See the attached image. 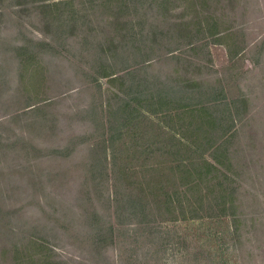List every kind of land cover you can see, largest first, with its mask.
<instances>
[{
    "label": "trees",
    "instance_id": "obj_1",
    "mask_svg": "<svg viewBox=\"0 0 264 264\" xmlns=\"http://www.w3.org/2000/svg\"><path fill=\"white\" fill-rule=\"evenodd\" d=\"M175 1L0 0V17L5 10L16 17L31 14L41 35L36 48L18 44L9 57L3 55L1 113L12 120L24 117L25 128L38 132L54 125L47 108L57 104L55 98L67 97L73 89L91 90L89 104L70 112L82 114L92 137L95 132L101 137L88 144L92 158L82 163L83 178L94 185L95 201L76 198L73 210L66 208L61 218H53L58 235L54 226L2 224L18 217L26 204L20 202L10 211L1 207L12 177L0 166V264H70L54 249L59 233L88 264H147V251L139 247L130 254L115 251L113 224L126 226V232L155 233L162 221L226 218L237 241L242 221L260 223L243 212L249 198L239 177L244 170L264 175V129L248 124L239 96L226 100L218 77L192 75L209 70V44L224 45L229 58L242 45L234 38L232 20L223 24L222 13H216L219 0H182L190 17L173 20ZM259 43L254 48L261 47ZM0 50L7 52L8 47L0 42ZM60 50L77 60L72 71L76 83L54 81L65 72L53 60ZM54 90L58 95L51 101L47 93ZM6 130L0 135V164L11 157L15 168L20 167L12 172L22 176L30 172L27 153L34 154L36 147L24 133ZM74 138L53 152L73 150ZM107 153L111 195L98 187ZM55 174L62 178L65 172ZM8 188L26 191L17 184ZM250 201L259 203L253 193Z\"/></svg>",
    "mask_w": 264,
    "mask_h": 264
},
{
    "label": "rangeland",
    "instance_id": "obj_2",
    "mask_svg": "<svg viewBox=\"0 0 264 264\" xmlns=\"http://www.w3.org/2000/svg\"><path fill=\"white\" fill-rule=\"evenodd\" d=\"M175 3L176 6L170 9L173 20L190 17V11L185 8L182 0H176ZM218 6L216 13L219 15L222 13L220 19L223 24L228 25L232 20L234 38L242 45V50L233 58H229L224 45L209 44L211 59L209 70L192 71V75L209 80L218 77L228 96L226 100L239 96L244 103L242 106L244 105L248 124L251 127L253 124L264 129V0H219ZM3 15H5L3 18L0 17V42L8 47V51L0 50L1 65H3L1 63L3 55L9 57L18 44L34 49L41 36L35 28L38 23L33 15H22L18 18L9 14L8 10H5ZM261 40L262 42L259 43ZM256 43L261 44V47L254 48ZM42 58L45 61L48 59L46 54ZM53 60L57 63V69L65 70L64 75L59 74L61 77L54 81L59 80L60 85H64L67 79H70L71 83H76L77 79L73 82L75 78L72 71L74 65H77V60L70 58V54L64 50H60L59 55ZM254 60H258L257 65L252 64ZM166 68L168 67H163ZM100 82L105 85L103 79ZM6 86L13 87L11 83ZM47 95L57 96V90L48 92ZM90 95L91 90L78 93V90L73 89L67 97L49 98V100L54 98L57 100V104L47 108L50 116L54 117V125L38 132L25 128L24 117L16 120L8 119V115L2 114L0 110V135L5 136L4 133L2 134V129L15 134L22 132L36 147L34 154L27 153L28 170L31 173H23L20 176L12 172L17 162L10 159L11 157L6 163L1 161L3 172H7V177H12V180L5 184L6 192L1 207L10 211L21 204L20 202L26 204L25 208L19 210L18 217L10 221L7 219L8 223L2 221V224L13 227L15 224L22 225L24 221H28L29 226H54L53 230L58 235L60 229L53 218H61L60 213L66 208L73 210L76 198L89 197L95 201L94 185L92 186L89 177L83 178L85 175L82 171V163L92 158L87 153L88 144L101 137L97 136L98 132H95V138L92 137L93 129H90L82 114L73 115L70 112L71 109L89 104ZM5 99L6 96L1 97V101ZM29 120L26 118V122ZM235 129H240L238 122H235ZM72 136L75 137L74 142H76L73 150L71 146L60 154L53 152ZM4 164L7 168L9 165V169ZM36 167L41 171L36 170ZM19 168L18 166L15 169ZM246 171L244 170L239 177L240 184L247 191L245 196L249 198L243 212L249 216H256L260 223L252 224L249 218L242 221L237 241L230 235L229 222L226 218L203 217L200 220L162 221L156 223L155 233H149L147 230L126 232V226L113 224L115 229L113 240L117 241L114 246L115 251L130 254L133 253L130 249L139 247L141 251H147V264H264V175L260 173L256 175L252 171L246 174ZM38 172L39 176H37ZM56 172H65V175L62 178L54 177ZM100 172L98 187L102 193L104 191V194L111 195V167L108 153L105 160L101 161ZM31 182L35 183V187L30 184ZM15 184L20 190L25 188L26 191L20 193L21 191L8 188ZM252 193L256 195L258 204H252L250 201ZM59 236V240H55L57 244L54 249L61 259L70 264H88L80 253L69 246L66 236L60 233ZM110 251L111 249L108 252Z\"/></svg>",
    "mask_w": 264,
    "mask_h": 264
}]
</instances>
